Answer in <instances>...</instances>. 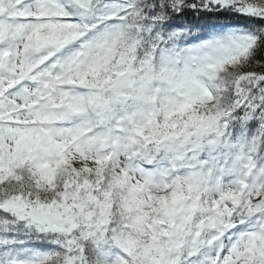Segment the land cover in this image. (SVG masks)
Instances as JSON below:
<instances>
[{"label": "snow or ice", "instance_id": "1", "mask_svg": "<svg viewBox=\"0 0 264 264\" xmlns=\"http://www.w3.org/2000/svg\"><path fill=\"white\" fill-rule=\"evenodd\" d=\"M0 264H264V0H0Z\"/></svg>", "mask_w": 264, "mask_h": 264}]
</instances>
